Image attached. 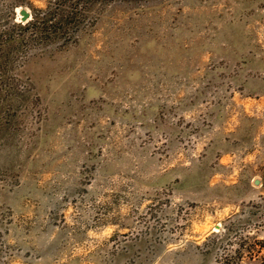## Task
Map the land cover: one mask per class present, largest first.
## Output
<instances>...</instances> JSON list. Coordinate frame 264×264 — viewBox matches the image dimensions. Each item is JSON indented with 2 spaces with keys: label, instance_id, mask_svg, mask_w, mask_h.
<instances>
[{
  "label": "rangeland",
  "instance_id": "rangeland-1",
  "mask_svg": "<svg viewBox=\"0 0 264 264\" xmlns=\"http://www.w3.org/2000/svg\"><path fill=\"white\" fill-rule=\"evenodd\" d=\"M225 258L264 264V0H0V264Z\"/></svg>",
  "mask_w": 264,
  "mask_h": 264
},
{
  "label": "water",
  "instance_id": "water-1",
  "mask_svg": "<svg viewBox=\"0 0 264 264\" xmlns=\"http://www.w3.org/2000/svg\"><path fill=\"white\" fill-rule=\"evenodd\" d=\"M20 14H21V19H22V20H26V19L28 18V16H29L28 11H26V10H24V9H22V10L20 11ZM256 183H258V181H256Z\"/></svg>",
  "mask_w": 264,
  "mask_h": 264
},
{
  "label": "trees",
  "instance_id": "trees-1",
  "mask_svg": "<svg viewBox=\"0 0 264 264\" xmlns=\"http://www.w3.org/2000/svg\"><path fill=\"white\" fill-rule=\"evenodd\" d=\"M223 232V228H222V231H221V233ZM240 249V248H239ZM226 255H228V254H226ZM226 261H227V259L225 258L224 260H222V261H220V262H218L219 264H226Z\"/></svg>",
  "mask_w": 264,
  "mask_h": 264
}]
</instances>
